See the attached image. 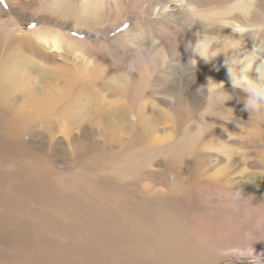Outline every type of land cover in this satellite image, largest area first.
Returning <instances> with one entry per match:
<instances>
[{"label":"rangeland","instance_id":"1","mask_svg":"<svg viewBox=\"0 0 264 264\" xmlns=\"http://www.w3.org/2000/svg\"><path fill=\"white\" fill-rule=\"evenodd\" d=\"M98 6L97 35L71 34L100 42L95 47L101 64L98 86L106 99L110 96L103 80L120 62L127 65L135 87L127 93L130 106L135 109L143 100L150 104L158 128L155 137L161 141L155 147L130 146L94 159L91 153L74 152L57 132L53 138L44 132L9 138L0 129V264H192V236L211 250L222 251L216 246L224 240L221 245L246 251L248 264H264L261 208L241 206L238 215L242 222L246 216L245 226L227 231L216 227L214 237L204 231L192 234V215L203 211L209 216L206 209L217 213L212 207L218 205L223 224H230L232 212L218 202L220 189L200 191L192 207V180L183 179L179 191L167 192L175 177L163 156L166 146L181 138L184 158L192 141V151L200 155L218 153L222 161L233 156L247 168L249 145L257 132L254 137L262 144L257 165L264 166V0H102ZM0 7L13 14L6 0ZM117 73L123 74L120 69ZM169 104L173 115L163 119ZM133 118L132 113L129 121ZM200 134L204 138L197 144ZM134 152L142 170L138 182L125 184L126 207L115 210L111 205L118 202L119 192L112 194L116 188H111L109 169L123 166ZM229 198L240 205L248 199L234 194ZM138 201L140 211L146 210L141 214L132 206ZM137 214L145 217H138L144 232ZM169 214L176 227L166 240L155 224ZM127 221L132 226H126ZM252 249L257 253L251 255ZM222 255L216 254L215 264L227 263Z\"/></svg>","mask_w":264,"mask_h":264},{"label":"bare ground","instance_id":"2","mask_svg":"<svg viewBox=\"0 0 264 264\" xmlns=\"http://www.w3.org/2000/svg\"><path fill=\"white\" fill-rule=\"evenodd\" d=\"M6 1L12 7L13 14H6L0 7V129L2 132L9 138L25 136L33 132H44L49 138H53V134L57 132L67 145L71 144L74 147V152L91 153L89 156L94 159L117 154L130 146L147 149L158 145L161 140L155 137L158 128L152 122L150 104L143 100L135 109L130 106V97L127 93L135 87L132 88L130 85L133 76L127 71V65L120 62L118 69L123 74H118V69L112 68L113 71L108 78L103 80L104 89L110 96L106 99L101 92L102 88L98 86V68L101 64L95 47L99 46L100 42L81 39L71 34L75 31L85 33L88 37L97 35L98 2L102 3V0ZM34 22L37 24L32 25ZM24 23H29V28L24 29ZM231 73L233 74V71ZM176 98L179 104L178 96ZM185 105L187 111L192 110L190 104ZM172 107L173 105L169 104L168 110L162 116L163 119L173 115L170 111ZM181 108L183 111V106ZM231 108L233 109V105ZM246 110L252 109L246 107ZM215 112L213 108V115ZM132 113L134 121L130 122L129 116ZM181 118H184V115H181ZM228 119L226 115V120ZM199 129L200 126L196 124V131L198 132ZM256 133L253 132V142L249 145L252 153L247 168H242L233 156H224L222 161L218 153L200 155L192 151V141L184 158L182 153L185 149L182 148L185 141L181 138H176L172 145L166 146L168 150L163 156L173 169L175 177L173 186L168 188L167 192L179 191L183 179L192 180V207L197 205L196 200L200 191L220 189L218 202L226 204L232 212L233 220L230 224L225 221L223 224L218 205L212 207L217 213H208L206 209L209 216L203 211L198 217L192 215V234L204 231L207 236L214 237L216 227L226 230L234 225L245 226L246 216L245 222H242L238 215L241 206L248 210H255L259 206L262 216L258 219V223L264 225V166L257 165L260 156L257 149L259 146L262 147V144H259L260 142L254 137ZM208 135L210 139L212 130ZM203 138L204 134H200L195 142L200 144ZM11 144L16 143L11 142ZM136 157L137 154L134 152V155L128 156L127 163L123 166L109 169L111 188H116L114 191L111 190L112 194H115L116 190V193L119 192L116 201L120 202L111 205L115 210L121 209L124 205L122 202L128 198L124 197L128 194L122 195L123 190L127 189L125 184L138 182L137 177L142 168ZM187 157H190L188 166ZM203 182L205 184H201ZM196 183L200 185L197 186ZM113 184L117 187H112ZM233 185H236L235 188ZM155 190L161 191V189ZM231 194L248 199L245 204L240 205L236 199L229 200ZM147 202L149 203L148 200ZM140 204L141 202L138 201V204L132 206L137 207L136 210L138 209L141 214L144 209L140 211ZM132 210L136 211L134 208ZM140 214H137L136 218L138 224ZM152 216L153 214L151 218ZM167 218L163 216L159 219V223L155 224L159 228V235L164 239L169 238L166 236L175 226L171 219ZM128 223L130 222L127 221L126 224ZM139 225L142 232L143 227ZM253 231L254 229L248 228V232ZM200 240L195 236L190 240L192 264H215L216 254L220 252H223L222 259L228 258L226 264H248L247 253L243 249H230V246L221 245L223 240L216 246L222 251L211 250ZM205 240L209 241V239ZM250 253L254 255L257 251L252 249ZM187 256L188 254L185 253L183 258Z\"/></svg>","mask_w":264,"mask_h":264},{"label":"clouds","instance_id":"3","mask_svg":"<svg viewBox=\"0 0 264 264\" xmlns=\"http://www.w3.org/2000/svg\"><path fill=\"white\" fill-rule=\"evenodd\" d=\"M262 95H264V93H262Z\"/></svg>","mask_w":264,"mask_h":264},{"label":"snow or ice","instance_id":"4","mask_svg":"<svg viewBox=\"0 0 264 264\" xmlns=\"http://www.w3.org/2000/svg\"><path fill=\"white\" fill-rule=\"evenodd\" d=\"M0 2H2V0H0Z\"/></svg>","mask_w":264,"mask_h":264}]
</instances>
